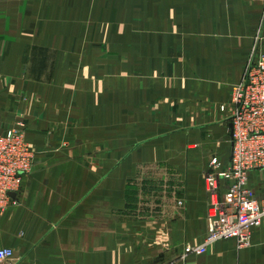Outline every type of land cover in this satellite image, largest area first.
I'll use <instances>...</instances> for the list:
<instances>
[{"label": "crops", "instance_id": "obj_1", "mask_svg": "<svg viewBox=\"0 0 264 264\" xmlns=\"http://www.w3.org/2000/svg\"><path fill=\"white\" fill-rule=\"evenodd\" d=\"M255 52L264 0H0V131L23 123L35 152L0 264H264V223L249 248L184 253L210 229L220 107ZM249 187L263 199L264 172Z\"/></svg>", "mask_w": 264, "mask_h": 264}, {"label": "built area", "instance_id": "obj_2", "mask_svg": "<svg viewBox=\"0 0 264 264\" xmlns=\"http://www.w3.org/2000/svg\"><path fill=\"white\" fill-rule=\"evenodd\" d=\"M229 120L232 124V160L230 168H222L214 157L205 173L210 195L208 210L210 229L200 245L188 244L187 256H201L222 240H235L238 249L251 246L252 232L264 223V198L260 199L249 187L252 171L264 172V56L253 53L242 81L234 88ZM35 152L27 141L25 125L0 131V214L5 212L19 193L26 178L32 174ZM227 187L225 198L218 199L222 185ZM182 205V203H179ZM178 206L180 207V205ZM15 252L0 249V263L10 261Z\"/></svg>", "mask_w": 264, "mask_h": 264}, {"label": "rangeland", "instance_id": "obj_3", "mask_svg": "<svg viewBox=\"0 0 264 264\" xmlns=\"http://www.w3.org/2000/svg\"><path fill=\"white\" fill-rule=\"evenodd\" d=\"M231 102V101H230ZM222 107H225L226 108V105H221V107H220V109L222 110ZM224 110H222V112H223ZM227 112H230V111H227ZM230 115H231V112H230ZM231 123V122H230ZM232 125V124H231ZM231 129V128H230ZM231 138H232V129H231ZM214 157H217L219 160H220V158H219V156L218 155H213L211 158H210V162H209V164H208V168L206 169V171H205V173L209 170V167H210V163H211V160L214 158ZM231 160H232V156H231ZM221 161V160H220ZM221 164H222V168H224L225 170H228L229 168H230V164H231V162H230V164L228 165V166H224L223 165V162L221 161ZM253 172V171H252ZM251 174V173H250ZM30 176V175H29ZM28 176V177H29ZM27 177V178H28ZM27 178H26V180H27ZM26 180H25V182H26ZM249 181H250V175H249ZM24 185H25V183H24ZM24 185H23V187H22V189L24 188ZM22 189L19 191V193L22 191ZM16 194V196L18 195V193H15ZM12 195V194H11ZM259 197H260V195H259ZM15 199V198H14ZM179 203H182V205H180ZM178 204L180 205V207L178 206ZM184 200H182V199H180V200H178L177 201V207L178 208H182L183 206H184ZM13 205H11V207H12ZM211 206V205H210ZM11 207H9L8 209H10ZM7 209V210H8ZM209 209H210V207H209ZM6 210V211H7ZM5 211V212H6ZM5 212H3V213H5ZM2 213V214H3ZM1 215V214H0ZM207 219H208V217H207ZM208 223H209V220H208ZM209 227H210V225H209ZM209 232V231H208ZM208 235V234H207ZM223 241V240H222ZM235 241V240H234ZM220 242V241H219ZM236 242V241H235ZM203 243V242H202ZM188 244H190V243H187L186 245H185V247L188 245ZM194 245V244H193ZM236 245H237V243H236ZM251 246H252V243H251ZM250 246V247H251ZM185 247H184V253H185ZM238 248V247H237ZM247 248H249V247H247ZM209 249V248H208ZM245 249V248H244ZM208 252V251H207ZM207 254V253H206ZM186 255V254H185ZM205 255V254H204ZM187 256V255H186ZM202 256V255H201ZM194 257H198V256H194Z\"/></svg>", "mask_w": 264, "mask_h": 264}, {"label": "water", "instance_id": "obj_4", "mask_svg": "<svg viewBox=\"0 0 264 264\" xmlns=\"http://www.w3.org/2000/svg\"><path fill=\"white\" fill-rule=\"evenodd\" d=\"M230 128L232 129V125H231ZM11 196H12L13 198H16V194H12Z\"/></svg>", "mask_w": 264, "mask_h": 264}]
</instances>
